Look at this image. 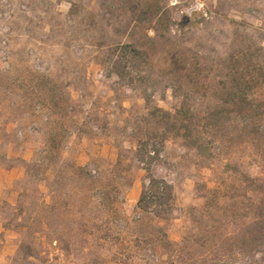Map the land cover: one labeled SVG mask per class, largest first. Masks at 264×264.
<instances>
[{
  "label": "rangeland",
  "instance_id": "rangeland-1",
  "mask_svg": "<svg viewBox=\"0 0 264 264\" xmlns=\"http://www.w3.org/2000/svg\"><path fill=\"white\" fill-rule=\"evenodd\" d=\"M148 138L167 221L136 209ZM116 163L107 223L69 167ZM0 264H264V0H0Z\"/></svg>",
  "mask_w": 264,
  "mask_h": 264
},
{
  "label": "trees",
  "instance_id": "trees-1",
  "mask_svg": "<svg viewBox=\"0 0 264 264\" xmlns=\"http://www.w3.org/2000/svg\"><path fill=\"white\" fill-rule=\"evenodd\" d=\"M142 51L131 44L118 45L112 56L116 57L112 67H114V73L118 76H125L126 72L119 70V63L124 62L126 67L132 68L135 60L140 58ZM35 86L42 87L45 94L44 99L51 93L52 82L48 79L44 81L38 80L34 82ZM246 94L244 91L240 94L234 95L232 101L233 104H238L245 101ZM152 115L160 114L163 124L165 125V134L163 139L166 137V133L175 132L180 133V129L176 128L171 122V115L166 111L159 108H154L151 112ZM187 129V128H186ZM52 141V146L55 143V139ZM163 141L160 143H153L150 138L139 139L134 152L136 161L141 165L142 170L146 173V178L142 182L139 197L136 202V209L139 213L150 216L153 219L167 221L170 219L172 213L175 210V194L172 186L162 178L155 177L153 175V165L159 160L160 153L162 150ZM51 143L48 145V150L45 152L46 157L49 158L50 151L54 147ZM119 165L116 163L109 171H103L99 169H91L87 166L76 167L70 166L69 170L73 175L72 181H81L88 190H93L94 198L97 204L101 207V212L105 214L107 223L109 219L114 217L117 212L118 204L122 203L121 192L116 185V178L118 177ZM247 179L254 184L255 182L248 178ZM159 236V243L162 247H170L171 244L166 239V233L161 228H156Z\"/></svg>",
  "mask_w": 264,
  "mask_h": 264
}]
</instances>
